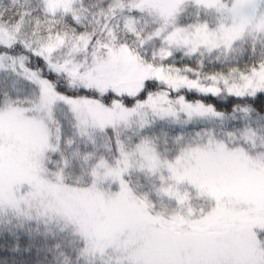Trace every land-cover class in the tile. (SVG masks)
Returning <instances> with one entry per match:
<instances>
[{"label": "snow or ice", "instance_id": "obj_1", "mask_svg": "<svg viewBox=\"0 0 264 264\" xmlns=\"http://www.w3.org/2000/svg\"><path fill=\"white\" fill-rule=\"evenodd\" d=\"M0 264H264V0H0Z\"/></svg>", "mask_w": 264, "mask_h": 264}]
</instances>
